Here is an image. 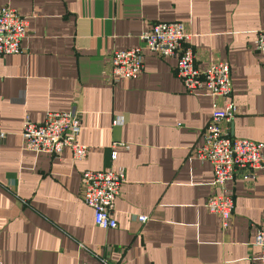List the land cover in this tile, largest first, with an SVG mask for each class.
<instances>
[{
    "label": "crops",
    "instance_id": "obj_1",
    "mask_svg": "<svg viewBox=\"0 0 264 264\" xmlns=\"http://www.w3.org/2000/svg\"><path fill=\"white\" fill-rule=\"evenodd\" d=\"M3 6L26 18L27 31L20 52L0 59L1 264H263L253 242L264 224V164L252 181L237 174L226 182L233 211L225 228L205 205L217 189L196 150L224 100L186 92L173 56L144 49L142 72L117 82L108 59L140 45L153 24L182 22L199 68L229 64L237 113L226 132L264 143V64L254 47L264 0H0ZM68 110L80 121L84 159L69 148L57 156L23 148L25 118L41 122L49 111ZM117 167L125 175L112 211L117 227L100 228L82 201L81 175Z\"/></svg>",
    "mask_w": 264,
    "mask_h": 264
},
{
    "label": "built area",
    "instance_id": "obj_2",
    "mask_svg": "<svg viewBox=\"0 0 264 264\" xmlns=\"http://www.w3.org/2000/svg\"><path fill=\"white\" fill-rule=\"evenodd\" d=\"M26 31V18L11 7H0V59L6 54L20 52ZM189 38L190 35L182 22H157L139 34L140 45L114 50L109 55V77L112 82H117L122 78H134L139 75L143 69V50L146 49L160 57L176 58L175 71L186 92L198 94L204 90L207 94L224 100V107L212 112L196 155L209 161L212 166V184L217 192L208 197L205 205L210 212L219 216L221 226L225 228L233 211V199L226 182L237 174L246 181L256 178L257 171L264 164V143L233 137L226 132L223 125L231 122L237 113L231 99L229 64L219 60L209 63L204 69L199 68L188 44ZM254 47L261 54L264 64V29L257 31ZM114 123L120 124L121 118L116 117ZM80 130V121L74 110L49 111L41 122L25 118L21 129L23 148L55 156L64 148H69L74 158L84 159L88 146L79 142ZM2 138L3 133L0 131V146ZM115 145L116 143H113L112 147ZM111 157H115L114 150ZM124 182L122 167L115 170L82 172V201L92 208L93 220L98 227H117L112 211ZM138 219L141 222L146 221L145 216H139ZM253 243L260 249V260L264 264V224L257 229ZM103 264L112 263L104 261Z\"/></svg>",
    "mask_w": 264,
    "mask_h": 264
}]
</instances>
